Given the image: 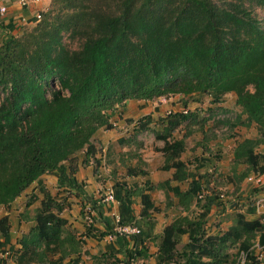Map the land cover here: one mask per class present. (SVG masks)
Segmentation results:
<instances>
[{"label":"trees","instance_id":"16d2710c","mask_svg":"<svg viewBox=\"0 0 264 264\" xmlns=\"http://www.w3.org/2000/svg\"><path fill=\"white\" fill-rule=\"evenodd\" d=\"M228 93L235 94L240 108L233 121L217 114ZM170 96L187 102L208 97L216 108L203 116L189 111L185 103L183 109L156 119L148 114L131 121L132 134L117 142L135 144V150L125 154L137 163L130 165L122 157L123 178L117 177V167L109 171L118 219L108 231H98L91 217L83 235L96 239L115 235L131 242L124 251L106 244L97 257L102 264L149 258L147 242L156 225L153 213L160 211L150 193L160 190L165 207L199 211L191 217L178 215L156 236L155 264H233L241 254L242 264H264L254 248L264 247V214L248 218L257 212L255 199L246 211L236 213L227 230L208 234V215L219 193H204L205 178L182 159L191 127L197 125L194 130L202 133L199 144L207 148L204 125L219 116L230 129L254 124L258 131L256 137L235 143L229 178L233 192L250 175L264 176V151H258L264 143V0H50L35 24L0 42V205L9 208L32 185L41 194L34 225L13 253L16 264H44L57 253L58 259L49 263L62 264L81 246L82 239L61 216L66 197L52 195L42 177L60 172L69 180L78 169V155L80 166L91 165L93 173L100 174L94 138L99 130L115 127L109 112L127 100ZM182 127L188 132L174 138ZM145 131L162 143L157 147L163 155L161 169L171 171V176L155 184L147 180V189L137 195L139 185L125 177L146 175L137 153L143 144L138 134ZM195 160L198 167L212 162ZM183 182L187 186L181 189ZM262 190L257 187L250 196ZM35 196L30 193L26 206ZM114 225L139 231L118 235ZM6 245L13 248L8 214L0 217V247Z\"/></svg>","mask_w":264,"mask_h":264},{"label":"rangeland","instance_id":"374dc122","mask_svg":"<svg viewBox=\"0 0 264 264\" xmlns=\"http://www.w3.org/2000/svg\"><path fill=\"white\" fill-rule=\"evenodd\" d=\"M235 94L228 93L223 96L221 103L218 105L223 109L218 110L217 114L225 115L224 117H228L231 121H233L234 117L239 113L240 108L235 104ZM187 104L186 107L189 111H199L201 115L207 116L209 108H216L215 104H211L209 102L208 97H203L201 102L189 101L185 99H181L178 96H170L159 98L155 100H127L122 105H119L116 110L109 112L111 116L112 122L115 124L113 129H101L94 138L95 143L98 147L97 157L100 158L101 164L99 166L100 177L97 178V190L90 189L89 193L91 194V198L86 197V201L84 202V207L89 206L93 209L94 205L98 201L100 204L104 205L106 208L112 205V203H107L104 201V197L108 189L111 187V177L109 176V171L112 167H117V177L123 178L124 176V168H122L120 162L123 157V160H128L130 165H135L137 163L136 159L130 160L125 152L135 150V144L131 143V145H121L118 144L117 140L120 137H129L133 130V124L131 121H135L141 119L143 116L151 114L153 118L156 119L159 115H164L168 111H173L177 109H183L184 104ZM218 107V106H217ZM217 117V116H216ZM210 118L204 125V129H207V135L205 137H209L207 142V148L200 146L199 141L202 137V133L200 130H194L196 127H191V134L185 137V145L186 151L182 154V159L184 161H188L190 164L189 169L191 171H198L201 176L205 178L204 184V192L210 193L212 191H218L219 200L217 201L218 205H224L230 207V205L236 201V205L232 211L227 214L226 221L234 220L236 213L246 211V208L249 206L251 199H255L256 194L250 196L253 193V190L257 188L254 183H250L247 180H244L241 183L240 190L237 193L233 192V184L229 182V178L232 175L230 172V166L232 161V152L235 146V143L246 137H256L258 135V131L256 126L252 124L247 127L241 124L236 125L233 129H230L228 125L222 124L219 122L222 118L218 116V118ZM208 129H212V132H208ZM186 129L184 127L179 128L174 134L173 137L176 139H180L183 137L184 133H186ZM188 132V131H187ZM212 135H215L213 138ZM138 140L142 141V146L137 150V153L141 156L142 161L144 162V166H142L143 171L146 175L136 176L134 178L125 177L128 183L137 182L139 185L137 188V195L144 192L147 188V184L145 182L149 180H158L160 177L163 179L170 174L168 171H163L161 169L162 165V155L157 147H160L162 143L158 140L154 139V136L150 132H142L138 134ZM258 151H264V143L259 146ZM219 156L218 160L212 156ZM82 155L77 156V162L80 161ZM209 158L212 159V162L198 167L200 162L196 161L195 158ZM127 164V163H126ZM242 166L238 169L240 170ZM89 176L92 175V172H89ZM110 177V178H109ZM160 178V179H162ZM87 180L86 178H84ZM159 179V180H160ZM163 181V180H162ZM158 182V181H157ZM156 182V183H157ZM153 184V182H151ZM264 183V182H263ZM87 185L88 182H86ZM180 188H186L187 183L183 182L179 184ZM85 187V186H83ZM87 188V187H86ZM30 189V188H29ZM29 189L27 191H29ZM243 189V191H242ZM67 189L61 190L60 193H65ZM241 191L242 194L241 195ZM29 193L24 194L23 200L19 202V205L25 200H28ZM65 195V194H63ZM151 197L153 195L154 201L157 203L159 207L164 206L165 197L162 191L160 190H152L150 193ZM21 196V195H20ZM19 196V197H20ZM18 197V198H19ZM16 198V200L18 199ZM15 200V201H16ZM96 201L94 203H89L90 201ZM14 201V202H15ZM66 207H69V210H72L71 204L65 201ZM79 204H77L78 206ZM137 208L140 207L138 196L136 198V202L134 204ZM198 209V208H197ZM84 212V211H83ZM71 217L73 215L71 214ZM261 212H256L252 217H260ZM82 217L83 227H86V219H84V215ZM93 218V217H92ZM251 218V216H248ZM88 221V220H87ZM186 240V237H184ZM100 241V240H97ZM255 254L258 255L260 261L264 262V247L255 245ZM16 247L13 245L12 249H9V246L0 247V253L5 254L6 256L13 257V253L15 252ZM244 261V255L241 254L237 258V262L233 264H242ZM2 261H0L1 263ZM262 262V263H263ZM67 264V262H63L62 264Z\"/></svg>","mask_w":264,"mask_h":264},{"label":"crops","instance_id":"0c3cea01","mask_svg":"<svg viewBox=\"0 0 264 264\" xmlns=\"http://www.w3.org/2000/svg\"><path fill=\"white\" fill-rule=\"evenodd\" d=\"M0 2L7 5L9 10L2 22H0L1 42L7 37L19 34L24 27L35 24V22L37 21L35 18L36 14L43 13L46 10L50 0H37L24 7H21L19 5L18 0H0ZM21 19L24 20L22 21ZM80 161L78 162V169L75 174L68 176L69 180H66V178H64L60 174V172H57L44 175L42 177V181L43 185L50 191L52 195L57 196V198L59 196H62L63 198L66 197V201L71 204L72 210H69L68 206L65 207L61 216L67 219V228L75 233L77 235V238L80 237L82 239L81 246L78 247L79 251L77 253L66 255V257L63 259V262H68L70 259L78 257L79 260L76 264H102L99 262L97 257L102 252H104L106 244H112L116 249L124 251L126 248L131 247V242L127 240V238L124 239L118 236L109 238V235H106L102 239H96L95 237H86L85 235H83L85 228L82 224L81 215H84V219H86L88 215H91L94 221L93 226L98 231H108L109 227H111L113 223H115L117 215V205L115 203H112L109 208H106L98 201H95V204V202L91 200L89 203L95 204L93 209L87 206L84 209L86 211L83 213V210H81L82 204L86 201V197L91 198V194L89 193L90 189H95L98 192L96 180L100 176V174H94L93 167L91 165H88L86 167L80 166ZM89 172H92V175L89 176ZM169 172L170 174L167 175L164 179L160 177L162 179L159 178L160 180H151V182L155 184L157 181L159 182L169 178L171 176V171ZM84 178H86L87 180H85ZM86 182H88L89 185H87ZM64 189H67V191H65V193H60L61 190ZM242 191L241 195H243ZM27 193H34L37 198H35V200L29 206H26L25 199L19 205V202L23 200L22 198L24 194ZM40 199L41 194L38 192L37 188H35V185H32L29 191H25L15 202L12 203L9 208H5L0 205V217L6 214H8L9 216L11 244L16 248L21 247L19 240L24 237L28 233L29 229L34 225L33 214L34 210L39 206ZM171 200H173V202H176V198L171 197ZM235 203L233 202L230 207L218 204L213 206L208 215V220L206 223V230L208 234H220L223 231L227 230L228 227L233 224L234 220L226 221V217L227 214L234 209L235 205L237 204ZM77 204L79 205L77 206ZM134 208L135 214L138 215L140 207L137 208L136 206H134ZM191 210L192 212L188 213L187 211H184L181 208H176L174 206H163L160 207V211L154 212L153 217L156 220V225L153 229L152 240H149L147 242L148 251L151 256L149 258H138L136 260H132L129 264H155V258L153 255L156 253L158 248V239L156 238V236H158L162 232L163 228L178 215L189 214V216L191 217L192 215L197 214L199 211L197 208H191ZM70 212H73L71 213L73 217H71ZM251 218L254 217L251 216ZM118 256L122 258L121 254H118ZM58 257L59 254L57 253L50 256L48 260L50 262H54L58 259ZM1 259L4 260L5 263L1 262L0 264H16L14 258L11 257V254L10 256H6L5 254L2 255V253H0V261ZM49 261L44 264H48ZM32 264L38 263L35 262Z\"/></svg>","mask_w":264,"mask_h":264},{"label":"built area","instance_id":"2783aa9c","mask_svg":"<svg viewBox=\"0 0 264 264\" xmlns=\"http://www.w3.org/2000/svg\"><path fill=\"white\" fill-rule=\"evenodd\" d=\"M37 0H18V3L21 7L27 6L32 2H35ZM8 6L5 5L4 3L0 2V22H2V20L4 19V17L7 15L8 13ZM36 20L38 21L41 18V13H37L35 16ZM22 21L24 19H21ZM248 182L250 183H254V185L256 187H264V180H263V176L262 175H250L249 177H247L246 179ZM205 193V192H204ZM201 197V195H200ZM255 207H256V211L259 213L261 212V214H264V190H262L261 192L257 193L255 196ZM104 201H106L107 203H115V200L113 198V192L112 189L109 188L108 191L105 194L104 197ZM92 216L88 215L86 217V220H88V222H92ZM118 217L116 215V220L117 221ZM113 231L118 234V235H122V234H132V233H137L139 230L136 227H129V226H119V225H114L113 227ZM115 235H109V238L113 237Z\"/></svg>","mask_w":264,"mask_h":264}]
</instances>
